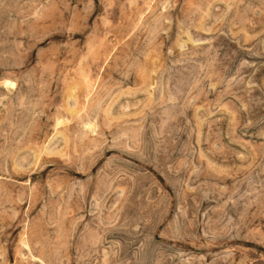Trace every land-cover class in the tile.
<instances>
[{
    "label": "rangeland",
    "instance_id": "1",
    "mask_svg": "<svg viewBox=\"0 0 264 264\" xmlns=\"http://www.w3.org/2000/svg\"><path fill=\"white\" fill-rule=\"evenodd\" d=\"M0 264H264V0H0Z\"/></svg>",
    "mask_w": 264,
    "mask_h": 264
}]
</instances>
